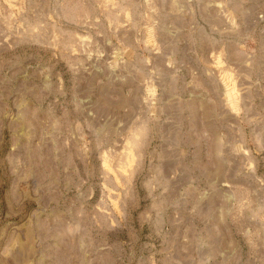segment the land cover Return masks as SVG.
Here are the masks:
<instances>
[{
  "label": "rangeland",
  "instance_id": "374dc122",
  "mask_svg": "<svg viewBox=\"0 0 264 264\" xmlns=\"http://www.w3.org/2000/svg\"><path fill=\"white\" fill-rule=\"evenodd\" d=\"M0 264H264V0H0Z\"/></svg>",
  "mask_w": 264,
  "mask_h": 264
}]
</instances>
